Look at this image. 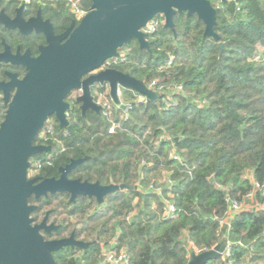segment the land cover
Masks as SVG:
<instances>
[{
	"label": "trees",
	"instance_id": "obj_1",
	"mask_svg": "<svg viewBox=\"0 0 264 264\" xmlns=\"http://www.w3.org/2000/svg\"><path fill=\"white\" fill-rule=\"evenodd\" d=\"M40 3L73 17L68 0H31L28 11ZM220 3L219 42L204 35L205 24L195 15H175V33L157 16L159 26L145 36L149 50L133 40L112 60V69L155 85L158 105L120 88L124 110L110 101L95 120L75 124L68 138L57 127V140L48 145L59 141L64 151L58 147L51 165L44 153L33 157L32 166L44 164V177L85 159L70 179L133 189L108 195L103 205L82 196L71 203L67 193L42 198L44 209L61 213L79 239L96 242L78 260L57 254V264H106L109 248L125 250L131 264H188L189 248L211 251L224 239L230 256L208 264L264 262V63L252 59L264 52V0ZM82 7L90 11L92 1L82 0ZM7 33L1 27L0 40L9 41ZM4 116L0 103V123ZM165 175L172 186L149 191ZM166 201L176 208L174 218L163 216ZM233 202L241 211L230 229L221 230Z\"/></svg>",
	"mask_w": 264,
	"mask_h": 264
},
{
	"label": "water",
	"instance_id": "obj_2",
	"mask_svg": "<svg viewBox=\"0 0 264 264\" xmlns=\"http://www.w3.org/2000/svg\"><path fill=\"white\" fill-rule=\"evenodd\" d=\"M3 1L0 0V4ZM91 1V11L64 44L59 43V40L67 36L74 24L62 37L53 39L47 34L50 44L41 49L37 59H31L29 52L24 56L18 52L9 57L8 47L0 55V63L22 66L28 70L22 81H18L16 75H9V84L0 87L8 106L5 119L0 125V264H56L53 253L70 245L83 248L88 246L81 242L73 243V239L44 242L38 231L46 227V220L40 226L31 225L33 219L30 215L35 210V207L28 205L31 196L39 198L48 194L68 193L71 202H75L77 196H82L96 198L99 205H103L108 195L119 190H133L127 185L102 186L99 183L69 180L67 174L84 163L85 159L73 160L61 170L62 176L57 181L43 180L34 185L40 178H27L31 167L29 159L49 150L33 145L48 118L55 115L61 128L69 125L66 117L69 104L65 98L72 90L84 91L83 97L79 99L84 109L91 102L90 88L95 84L107 83L114 104L123 110L126 107L120 102V88L135 91L156 105L161 96L142 81L113 69L101 71L84 81L83 77L100 70L109 60L118 59V51L133 40L139 43L142 50H149L144 30L157 16H162L165 19L164 27L175 33V15H195L205 24L204 35L215 42L220 41L215 32L220 9L215 8L210 0ZM221 1L226 3L228 0ZM24 8L25 5H22L14 20L9 19L4 10H0V25L9 30H18L21 34H29L34 21L22 18ZM219 48L222 54L221 43ZM11 90L15 91V95L10 102ZM226 250L225 240L211 251L197 254L190 249L188 264H208L220 258Z\"/></svg>",
	"mask_w": 264,
	"mask_h": 264
},
{
	"label": "flooded vegetation",
	"instance_id": "obj_3",
	"mask_svg": "<svg viewBox=\"0 0 264 264\" xmlns=\"http://www.w3.org/2000/svg\"><path fill=\"white\" fill-rule=\"evenodd\" d=\"M7 4H8V1L4 0L0 4V10H4L5 15L9 19L14 20L17 17L18 10L22 7L23 4H21L20 6H16V7H11V6H8ZM90 11H88V13ZM21 14H22V18L25 21H29L31 19L34 21L33 24L30 26L31 32L29 34H21L18 30H9L5 28L4 26L0 25V28L1 27L5 28L8 31L7 34L9 35L8 36L9 41H7L5 38H1L0 40V55L4 54L6 52V47H8L9 53H7V55L9 57L17 55L18 52H20L21 56H24L27 52H29V56L31 59H37L41 55V49L48 47L50 44L48 41L47 34L51 35L52 36L51 38L53 39L62 37L68 32L72 24H74V27L70 30L67 36L63 38L62 40L61 39L59 40V43L64 44L70 38L74 30L79 26L80 22L83 20V18L81 20L77 19L72 13L71 14L73 15V17H70V18L65 17V16H60L53 10L48 9V7L44 6L42 3H40V5L37 4L36 6L32 7L29 11H28V7L25 5V8L23 9ZM39 16L41 18L40 20H39ZM37 30L40 32L37 33ZM112 60H109L108 62H106L100 70H97V71H94V72H91L85 75L82 81L99 74L101 71L112 69V63L116 62ZM27 74H28V70L25 67L0 63V87L1 85L9 84V82L11 81V77L9 75H16V79L18 81H22L26 77ZM97 85L98 84H95L90 88L91 102H89V104L87 103L85 109L83 108L84 107L83 102L79 101V99L82 98L84 95V91L82 89L72 90L66 96L65 102L69 104V109L66 112L67 121L69 123L67 127L61 128L60 122L58 121L56 116L51 115L48 118L47 122L45 123L44 129L40 131L33 145L43 146L49 149L48 152H42L47 156L46 158L50 160V162H48L49 165H51V161L53 157L55 156V154H57L58 147L62 146V144L59 141H58L59 145L57 147H52L48 145V141H50L51 139L55 138L57 140V137H55V135L57 134V131H56L57 127H59L60 131L64 132V136L68 138L70 134L74 131L75 124L80 123L82 119L95 120V118L101 115V111L106 107V105L110 101H112V103L114 104L112 98L111 99L107 98V96L102 94L101 92H99L98 95L95 94V89ZM105 86L108 87V94H109V97H111L109 85L106 83L104 84V87ZM14 95H15V91L11 90L10 91V102L13 99ZM0 103L5 108V115H6L8 106L5 103L4 92L1 89H0ZM4 119H5V116H4ZM3 121L0 123V125L3 123ZM49 127L51 128L50 131L47 130ZM69 127H72L73 129L70 130ZM61 149L62 151H64L63 146ZM33 157L29 159L31 167L28 170L27 178L28 180L40 178V180L36 181L34 185L40 184L43 180H49V179H53L56 181L59 180L62 176L61 170L66 168L73 161L71 160L70 163L65 166H58L54 168V171L52 170L54 174L53 176H50V177H44L41 174L42 169L45 167L44 164H41V167L37 175L32 176L31 168H32V164L34 161ZM70 173L67 174V178L69 180H72V181L79 180V179H70L69 178ZM91 184H94V183H91ZM48 195L40 196L39 198H35L34 196H31L28 199V205L35 207V210L30 215V217L33 219V222L31 225L33 227L40 226L46 220V227L38 231V234L42 237L44 242H58V241H65V240L73 239V243L81 242L84 244H88L86 248L78 247L77 245H73V246L70 245L68 247H64L63 249H61L60 251L56 253H53V258L56 264H57L56 262L57 254L64 255L66 259H74V260L77 259L78 260V258H81L82 255L84 254L83 252L89 249L92 245H95L96 242L91 243V242L82 241L81 239L78 238L77 232L72 230L71 226L63 224L64 218L62 217L61 213L60 214L54 213L52 209H44L45 204L42 198H47ZM31 199H33V202L35 203L30 202ZM76 199H75V202H76ZM93 199L97 201L96 198H93ZM69 201L71 202V196L69 198ZM75 202H71V203H75ZM34 213H37V215ZM46 228L48 229V231H46Z\"/></svg>",
	"mask_w": 264,
	"mask_h": 264
},
{
	"label": "built area",
	"instance_id": "obj_4",
	"mask_svg": "<svg viewBox=\"0 0 264 264\" xmlns=\"http://www.w3.org/2000/svg\"><path fill=\"white\" fill-rule=\"evenodd\" d=\"M68 1H69L70 12L77 19L81 20L82 18H84L87 15L88 11L82 7V0H68ZM21 2L23 5H28V4H30L31 0H21ZM158 26H159V21L154 19L148 25V27L144 30V32L146 34L150 33V32H154ZM118 59H116V60H118ZM252 59H254L257 62L264 63V52L263 53L261 52L259 54H255ZM154 86L155 85H152L149 89L153 90L154 92L159 93L160 90L156 91ZM159 89H162V87H160ZM119 94H120V90H119ZM140 101H146L147 102L148 100L145 97L141 96ZM113 131H114V127L109 132L113 133ZM171 158H173L174 160H178V158L174 155H171ZM40 167H41V162L40 161L35 162L31 168V175L36 176ZM163 181L164 182L159 181L157 184H152L149 187V191L161 193L162 188L164 186H165V188H170L172 186V182L168 179V177L166 175H165ZM165 203H166V210H165L163 216L165 218H174L176 215V208H175L174 204H172V201H166ZM239 211H241V207L239 206L238 203L233 202L231 204L230 211L227 213V217L220 221V229L222 230L224 227H228L230 229L231 228L230 221L234 217V214L238 213ZM197 254H199V252ZM229 256H230V244H229V242H227V250L221 256V258L223 261H225V259ZM103 257H104L106 264H131L130 257L126 253L125 250L118 251V250L109 248V249H106L103 251ZM262 263H264V262H262ZM262 263H260V264H262Z\"/></svg>",
	"mask_w": 264,
	"mask_h": 264
},
{
	"label": "rangeland",
	"instance_id": "obj_5",
	"mask_svg": "<svg viewBox=\"0 0 264 264\" xmlns=\"http://www.w3.org/2000/svg\"><path fill=\"white\" fill-rule=\"evenodd\" d=\"M212 2H213V4L217 7V8H220V6H221V3H220V1L219 0H211ZM105 89V93H102V94H104V95H108V87H104V85H100V84H98L97 86H96V89H95V94H99V92H101L102 90H104ZM130 91V93H131V95H132V97H139V99H140V97H141V95H139V94H137L135 91H131V90H129ZM167 105H169V102H167ZM113 106L114 107H116L117 105H115V104H113ZM50 127L47 129V130H49L50 131ZM161 182H164L163 180H161ZM189 249H191V248H189ZM262 264H264V263H262Z\"/></svg>",
	"mask_w": 264,
	"mask_h": 264
}]
</instances>
